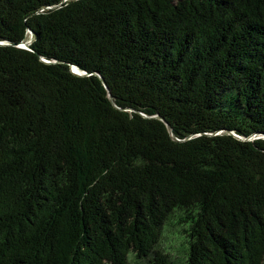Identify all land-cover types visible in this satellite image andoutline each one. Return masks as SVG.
<instances>
[{
    "label": "trees",
    "instance_id": "1",
    "mask_svg": "<svg viewBox=\"0 0 264 264\" xmlns=\"http://www.w3.org/2000/svg\"><path fill=\"white\" fill-rule=\"evenodd\" d=\"M0 42V264H264V137L206 135L264 136V0H0Z\"/></svg>",
    "mask_w": 264,
    "mask_h": 264
},
{
    "label": "rangeland",
    "instance_id": "2",
    "mask_svg": "<svg viewBox=\"0 0 264 264\" xmlns=\"http://www.w3.org/2000/svg\"><path fill=\"white\" fill-rule=\"evenodd\" d=\"M161 250L167 254L173 264H181L185 260V244L182 236H178L176 231L166 232L161 241Z\"/></svg>",
    "mask_w": 264,
    "mask_h": 264
},
{
    "label": "water",
    "instance_id": "3",
    "mask_svg": "<svg viewBox=\"0 0 264 264\" xmlns=\"http://www.w3.org/2000/svg\"><path fill=\"white\" fill-rule=\"evenodd\" d=\"M31 42V38L29 40V42H23L21 44H19L20 47L22 48H25V49H29V43ZM0 46H15L9 42H0ZM71 72L74 74V75H84V73H80L79 71H77L76 68L74 67H71ZM168 131L171 132V129L168 127ZM220 133H226L228 135H232L233 137L237 138L238 140H242V141H251V140H254V139H257V138H260V137H264L263 135L261 134H256V135H253L249 138H241L239 137L238 135L234 134L233 132H230V131H219V132H216V133H213V134H206L207 136H216V135H219ZM172 139L177 141L173 136H172Z\"/></svg>",
    "mask_w": 264,
    "mask_h": 264
}]
</instances>
